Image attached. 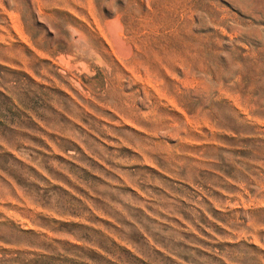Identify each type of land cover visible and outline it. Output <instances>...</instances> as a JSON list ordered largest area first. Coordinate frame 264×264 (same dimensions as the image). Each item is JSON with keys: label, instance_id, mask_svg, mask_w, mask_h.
Masks as SVG:
<instances>
[{"label": "rangeland", "instance_id": "rangeland-1", "mask_svg": "<svg viewBox=\"0 0 264 264\" xmlns=\"http://www.w3.org/2000/svg\"><path fill=\"white\" fill-rule=\"evenodd\" d=\"M0 264H264V0H0Z\"/></svg>", "mask_w": 264, "mask_h": 264}, {"label": "bare ground", "instance_id": "bare-ground-1", "mask_svg": "<svg viewBox=\"0 0 264 264\" xmlns=\"http://www.w3.org/2000/svg\"><path fill=\"white\" fill-rule=\"evenodd\" d=\"M115 22V21H114ZM114 22H112L111 23V25H110V32H111V34H112V39H113V41H116V43H117V40L119 39L118 38V27H117V25H115L114 24ZM118 42H119V45H121L120 43H122V40H121V42L118 40ZM118 44V43H117ZM116 44V45H117ZM122 45H124V44H122ZM117 47H119L118 45H117ZM125 49L127 50V48L125 47ZM126 50H123V51H126Z\"/></svg>", "mask_w": 264, "mask_h": 264}]
</instances>
